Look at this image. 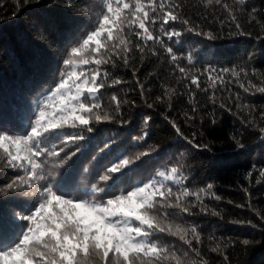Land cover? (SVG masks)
<instances>
[{"label":"trees","instance_id":"obj_1","mask_svg":"<svg viewBox=\"0 0 264 264\" xmlns=\"http://www.w3.org/2000/svg\"><path fill=\"white\" fill-rule=\"evenodd\" d=\"M178 2L182 5L181 15L189 18L192 26L198 25L216 37L210 40L206 35L188 32L187 26L177 22L171 27L183 34L172 40L164 38L179 57V65L199 75L200 88L182 78L159 45V54L146 52L143 61L134 52L130 66H106L111 77L123 82L102 89L106 107L112 94L127 103L121 104L119 113L113 110V120L97 123L91 133L85 134L93 137L92 146L107 141L110 148L124 149L130 157L148 152L150 162L142 163L140 156L131 165L133 169L153 172L157 166L180 165L184 187L197 191L209 183L214 185L203 197L205 211L197 206L191 214L175 217L179 223L196 226L201 234L200 244L193 241L201 255L189 252L193 259H204L207 264H264V177L259 175L264 169V133L260 131L264 128V93L255 89L246 92L239 86L240 82L247 86L249 80L264 86V0H223L236 10L244 35L237 34L220 5L207 7L205 0ZM101 3L19 0L17 4V0H0V129L23 134L34 116L35 97L58 80L68 51L94 22ZM209 66L217 70L244 68L249 75L239 81L224 75L225 83L217 82L213 89L207 77ZM137 79L144 85L143 94ZM166 89H175L170 93L171 100L157 102L156 97L164 96ZM148 103L153 107L149 108ZM173 122L183 135L175 131ZM54 141L46 142L47 146L52 147ZM41 159L45 172L54 173L49 180L60 176L55 183L62 188L59 181L66 163L61 165L62 159L57 162L52 157ZM95 172L92 170L86 181L76 179L73 188L91 186ZM16 173L0 162V187ZM172 187L175 191L178 186ZM37 199L31 189L0 193V240H9L16 228L14 217L27 214ZM175 211L169 209L170 213ZM244 240L249 243L245 245ZM162 242L188 251L187 245L176 238L167 237ZM217 245L219 250L211 251Z\"/></svg>","mask_w":264,"mask_h":264},{"label":"snow or ice","instance_id":"obj_2","mask_svg":"<svg viewBox=\"0 0 264 264\" xmlns=\"http://www.w3.org/2000/svg\"><path fill=\"white\" fill-rule=\"evenodd\" d=\"M239 2L244 3V0ZM205 3L207 7L220 5L238 30L237 34H245L231 5L223 0H205ZM100 8L94 22L68 51L58 80L37 102L34 116L23 134L0 129V162L17 170L14 178L0 187V193L31 189L38 197L27 214L14 217L16 228L9 240H0V264H207L206 260H195L189 255V252L197 257L201 255L200 250L193 247V241L200 244L202 240L196 226L179 223L175 217L191 214V209L197 206L205 211L203 197L210 194L214 185L209 183L197 191L184 187L185 177L180 165L159 171L158 178L125 187L126 178L134 171L131 165L149 153L135 157L123 152L113 153L110 163L98 176L99 183L92 184L83 195L62 190L55 181L49 180L54 173L45 172L41 158H57L64 151L63 148L57 151L54 144L48 147L46 142L78 143L86 139L84 132L91 133L95 124L113 120V110L119 113L121 104L127 103L112 94L109 105H104L102 89L123 82L111 77L106 66L128 67L134 52H138L143 61L146 52L158 55L156 45H159L182 78L189 79L190 85L197 88L201 86L199 75L179 65V57L164 38L172 40L183 34L171 27L177 22L187 26L188 32L206 35L210 40L216 37L211 31L205 33L198 25L192 26L190 19L181 15L182 5L178 0H102ZM188 61L191 63L190 56ZM206 71L213 89L217 82L225 83L224 75L230 74L238 81L249 75L244 68L217 70L209 66ZM137 83L143 94L144 85L139 79ZM239 86L246 92L255 89L264 93V86L251 80L247 81V86L244 82ZM174 92L175 89H166L164 96H157L156 101L164 103L165 98L170 101V93ZM212 100L215 103V93ZM147 106L151 108L153 104ZM261 117L264 118V113ZM172 126L183 135L174 122ZM260 131L264 133V128ZM236 143L244 147L239 140ZM104 147H109L107 141ZM76 151H79L78 146ZM66 162L67 159L60 163ZM259 175L264 177V169L259 170ZM172 185L178 186L175 191ZM215 199L220 197L215 196ZM169 209L177 211L170 213ZM167 237L183 242L188 251L162 242ZM243 243L247 245L249 241ZM219 247L211 251L216 252Z\"/></svg>","mask_w":264,"mask_h":264},{"label":"rangeland","instance_id":"obj_3","mask_svg":"<svg viewBox=\"0 0 264 264\" xmlns=\"http://www.w3.org/2000/svg\"><path fill=\"white\" fill-rule=\"evenodd\" d=\"M50 88L44 90L40 95L35 97V102L33 104V109H35V111H36L37 102L43 99V97L48 93V90ZM24 129L25 128H23L22 131H24ZM67 131L78 132L81 130L68 129ZM84 135L86 139L82 141H78V143H69L67 145H64L61 144L59 140L54 141V145L56 146L57 151H59L60 148L64 149V151L60 152V156L56 158V161L59 162L60 161L59 159L62 160L67 159L66 169L65 172L63 173L64 175L60 178L59 182L62 185V190L64 191L72 190L71 192L74 195H79V193L83 195L90 187V186H80L78 188H73L76 183V179L80 178L86 181V179L90 175V172L92 170H95L96 171L95 177L92 184L99 183L98 176L103 173L105 166L110 163L112 159V154L121 151L123 153L126 152V150L124 149H121L120 151L117 148H110V147L105 148L104 147L105 144L92 146L91 140L93 137H91L88 134H85V132ZM77 146L79 147V151H76ZM74 151L76 152V155H72ZM149 157H150L149 155L143 156V158L141 159L142 163L150 162ZM170 167L172 166H167V165L157 166L155 171L153 172H149L141 167H138L134 169L133 173L129 177L126 178V183L124 186L127 187L129 186V184L134 185L137 182H146L149 178H158L157 173L159 171H163ZM59 177L53 179V181H56ZM165 183H170V182L166 181Z\"/></svg>","mask_w":264,"mask_h":264}]
</instances>
